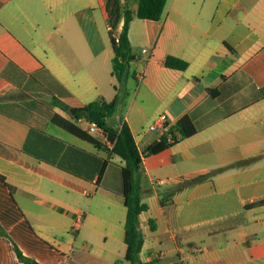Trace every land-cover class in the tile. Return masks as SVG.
Segmentation results:
<instances>
[{"label": "crops", "instance_id": "0c3cea01", "mask_svg": "<svg viewBox=\"0 0 264 264\" xmlns=\"http://www.w3.org/2000/svg\"><path fill=\"white\" fill-rule=\"evenodd\" d=\"M107 1L0 0V264H28L18 258L15 244L40 264H117L125 255L120 158L112 156L114 163L94 183L22 150L29 127L63 138L51 122L60 108L47 104L54 96L71 108L100 97L118 101L124 91L112 71ZM126 1L136 11L138 0ZM124 4L119 0L120 29ZM136 19L142 21L136 22L139 37L152 40V57L143 78L136 73L126 113L112 114L108 123L125 121L140 152L160 139L145 126L147 118L153 122L164 113L175 124L189 114L198 128L143 157L150 184L167 182L182 191L171 204L175 212L161 204L153 215L143 187L148 209L139 214L140 259H160L166 249L158 248L172 241L179 261L166 264H187L179 239L188 224L176 222L212 208L218 211L212 218L191 223H212L210 261L264 264V98L243 105L252 83L264 85V0H166L161 19L133 17L131 47ZM167 54L188 66L166 67ZM79 122L87 124L84 118ZM75 145L95 151L93 145ZM144 212L149 216L141 222Z\"/></svg>", "mask_w": 264, "mask_h": 264}, {"label": "trees", "instance_id": "16d2710c", "mask_svg": "<svg viewBox=\"0 0 264 264\" xmlns=\"http://www.w3.org/2000/svg\"><path fill=\"white\" fill-rule=\"evenodd\" d=\"M166 0H138L136 11L130 8L125 0L123 8V24L119 33V41L113 37V31L109 30V36L113 49L112 71L116 78L122 77L128 68L129 61L134 58L131 53L128 36L129 25L134 16L141 19L159 20L162 17ZM109 24L112 28L117 26L119 19V0H108L106 4ZM164 65L171 69L184 70L188 61L173 54H167ZM253 93L244 106L264 98V85L256 86L252 83ZM50 106L57 104L60 109H54L51 122L70 134L91 143L95 151H89L66 140L55 136L45 130L29 127L22 150L39 161L48 163L75 177L86 181L99 183L107 165L114 163L112 156H118L122 175V197L126 209L124 221V258L130 264H155V259L143 261L139 253L143 245V232L139 225V214L148 209L146 203L141 200L142 182L144 178L143 157L157 154L168 146L179 141L180 138L190 136L197 131V126L189 114H184L175 123L181 137L174 138L173 142L160 136L156 142L149 144L144 152H140L129 125L122 121L113 126L108 123L116 105L117 99L105 100L100 97L83 106L76 107L74 113L70 107L54 96ZM66 112V114L64 113ZM86 114L84 117L83 114ZM84 118L86 121H95L100 129V135L88 132L78 122ZM12 190V187L9 186ZM163 200L161 204L163 205ZM264 203V201H263ZM262 204V201L250 203L251 206ZM149 224L154 229V220L149 219ZM1 232H4L1 230ZM18 258L28 264H40L35 259L23 254L15 244Z\"/></svg>", "mask_w": 264, "mask_h": 264}, {"label": "rangeland", "instance_id": "374dc122", "mask_svg": "<svg viewBox=\"0 0 264 264\" xmlns=\"http://www.w3.org/2000/svg\"><path fill=\"white\" fill-rule=\"evenodd\" d=\"M134 22V31L135 35L133 38V46L131 47V53L134 55V58L129 61L127 72L117 79V82H123L124 84V91L121 92L118 96V101L116 108L113 112L114 115H124L128 109L129 103L131 102L133 98V91L137 85V77L136 73H141L144 65L147 63L148 57H152V51H153V44L151 39H142L139 37V30L140 27L136 25V22H142L141 20ZM154 39V38H153ZM156 54H154V57ZM110 119V118H109ZM152 119L147 118L145 122V126L148 127ZM81 124V126H85V124H82L81 122H78ZM62 134V139L66 140L67 142L70 141V143H78L83 144L86 147H91L87 141H84L69 132L60 129ZM94 135H100V132H95ZM143 187L147 189V194L145 196V199L150 204V210L147 211L148 213H153L155 215L159 211V207L161 206V200H163V205L165 204L168 208L170 206V210L172 212H175V205H172L173 200H177L179 197V194L181 193L182 189L177 186H172L171 183L162 182L158 183L156 180L153 181L152 184L149 183L147 178H143L142 182V191ZM157 189L159 193V201L154 193V189ZM94 194H91V197ZM178 195V196H177ZM181 199V198H180ZM180 203H176L178 206ZM183 207L185 205H188V203H183ZM178 208V207H176ZM144 212L140 216V221L145 217H148V213ZM218 211L212 209V208H205L200 212V214L193 216V215H184L182 218L180 217V221L178 220L176 223L183 226L184 224H188V227L185 229H182L181 234L183 235L179 240V245L182 247V253L181 257L183 261L187 264H213L210 260V253H211V245L214 243V238H212L211 234H208L207 229L211 226V222H205V223H195L191 225L192 222L199 221L202 219L212 218ZM185 230V231H184ZM192 232L193 236L188 238L185 237V232ZM192 240L195 242L194 246L189 245V241ZM218 242H222L224 240L223 235L221 237H218ZM158 249H166V251L163 252L162 257L160 259H157L155 264H166L172 260L179 261L178 259V251L176 249V245L174 242L169 241V243L163 247ZM240 250L241 248H237ZM200 250V252H199ZM222 252V251H221ZM121 262V263H120ZM117 264H130L129 261H127L124 257L118 256L116 260Z\"/></svg>", "mask_w": 264, "mask_h": 264}, {"label": "built area", "instance_id": "2783aa9c", "mask_svg": "<svg viewBox=\"0 0 264 264\" xmlns=\"http://www.w3.org/2000/svg\"><path fill=\"white\" fill-rule=\"evenodd\" d=\"M109 30L113 31V37L115 41L118 42L121 29L117 26L112 28L109 24ZM137 77L138 79H142L143 74L140 73ZM148 128L150 130H155L159 136H165L166 140L169 142H173L175 137L178 139L181 137L180 131L176 128L175 124H172L167 120L164 113L159 114L157 118L149 124ZM85 129L90 133L100 132V129L95 121H87Z\"/></svg>", "mask_w": 264, "mask_h": 264}, {"label": "water", "instance_id": "95a60500", "mask_svg": "<svg viewBox=\"0 0 264 264\" xmlns=\"http://www.w3.org/2000/svg\"><path fill=\"white\" fill-rule=\"evenodd\" d=\"M75 110H76V107H74V106L70 108V111H71L72 113H74V112H75ZM83 116L85 117V116H86V114L84 113V114H83Z\"/></svg>", "mask_w": 264, "mask_h": 264}]
</instances>
